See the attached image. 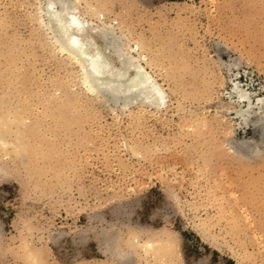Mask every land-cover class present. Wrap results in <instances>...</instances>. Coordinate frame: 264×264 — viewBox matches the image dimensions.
<instances>
[{
    "label": "rangeland",
    "instance_id": "374dc122",
    "mask_svg": "<svg viewBox=\"0 0 264 264\" xmlns=\"http://www.w3.org/2000/svg\"><path fill=\"white\" fill-rule=\"evenodd\" d=\"M46 1L0 0V264H164L128 244L161 230L174 264H264V0H80L157 107L87 91Z\"/></svg>",
    "mask_w": 264,
    "mask_h": 264
},
{
    "label": "bare ground",
    "instance_id": "6f19581e",
    "mask_svg": "<svg viewBox=\"0 0 264 264\" xmlns=\"http://www.w3.org/2000/svg\"><path fill=\"white\" fill-rule=\"evenodd\" d=\"M79 1L47 0L40 8L46 20L40 21L54 34L52 39L58 44V48L65 52L69 59L79 64L84 74L83 83L86 85V90L114 103L123 100L125 107L133 102L148 103L156 107L162 105L166 97L164 90L141 65L139 61L143 58L141 53L138 51L137 56L132 54L134 50H138V45L134 49L127 43L120 42L113 27L105 22L103 17L101 18L102 14L97 11H91L90 14L98 17L101 20L100 24H93L91 20H87L85 12L79 9ZM234 90L238 101H246L250 107L251 96L238 85ZM258 105L260 109L264 107V98L259 99ZM247 108L240 113L249 112ZM128 244L133 249L160 252L164 264L175 263L176 240L173 233L168 230L157 231L152 239L144 244L135 238Z\"/></svg>",
    "mask_w": 264,
    "mask_h": 264
}]
</instances>
